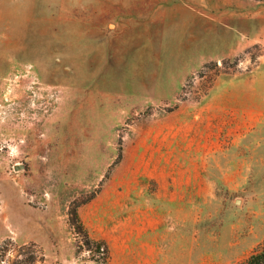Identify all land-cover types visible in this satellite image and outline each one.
I'll list each match as a JSON object with an SVG mask.
<instances>
[{"label": "rangeland", "instance_id": "374dc122", "mask_svg": "<svg viewBox=\"0 0 264 264\" xmlns=\"http://www.w3.org/2000/svg\"><path fill=\"white\" fill-rule=\"evenodd\" d=\"M135 1L0 0V264L264 248V0H202L201 47Z\"/></svg>", "mask_w": 264, "mask_h": 264}, {"label": "crops", "instance_id": "0c3cea01", "mask_svg": "<svg viewBox=\"0 0 264 264\" xmlns=\"http://www.w3.org/2000/svg\"><path fill=\"white\" fill-rule=\"evenodd\" d=\"M181 6L185 7L182 10ZM184 11L187 18V22L192 29L199 28V32H193L189 34L190 40H197L199 47L202 46V40H205V34L202 33V0H137L135 1V23L138 30L137 34L140 36H145L143 41L146 44L156 43V40L149 39V36L158 35L159 40L157 44L163 46V40L165 36V31L162 28L163 23L171 15L176 16L178 12ZM202 34H204L202 36ZM162 42V44H161ZM205 43V42H204ZM203 43V44H204ZM163 48V47H161Z\"/></svg>", "mask_w": 264, "mask_h": 264}, {"label": "trees", "instance_id": "16d2710c", "mask_svg": "<svg viewBox=\"0 0 264 264\" xmlns=\"http://www.w3.org/2000/svg\"><path fill=\"white\" fill-rule=\"evenodd\" d=\"M79 228V232L81 231L82 232V227L78 226ZM87 237V236H86ZM93 243H96V242H92L89 240V238H87V245L88 246H92ZM98 243V242H97ZM100 244H103L104 245V251L106 252L107 251V247L105 245L104 242H100ZM243 264H264V248H262L260 251L252 254L246 261L245 263Z\"/></svg>", "mask_w": 264, "mask_h": 264}, {"label": "water", "instance_id": "95a60500", "mask_svg": "<svg viewBox=\"0 0 264 264\" xmlns=\"http://www.w3.org/2000/svg\"><path fill=\"white\" fill-rule=\"evenodd\" d=\"M25 168V166L22 164V165H15L14 166V169L16 170V169H24Z\"/></svg>", "mask_w": 264, "mask_h": 264}]
</instances>
